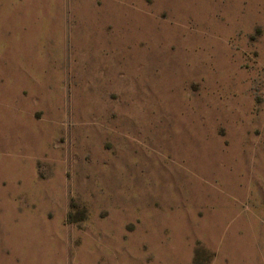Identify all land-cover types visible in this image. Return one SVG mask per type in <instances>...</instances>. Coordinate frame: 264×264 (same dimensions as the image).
Here are the masks:
<instances>
[{"label": "rangeland", "instance_id": "1", "mask_svg": "<svg viewBox=\"0 0 264 264\" xmlns=\"http://www.w3.org/2000/svg\"><path fill=\"white\" fill-rule=\"evenodd\" d=\"M0 264H264V0H0Z\"/></svg>", "mask_w": 264, "mask_h": 264}]
</instances>
